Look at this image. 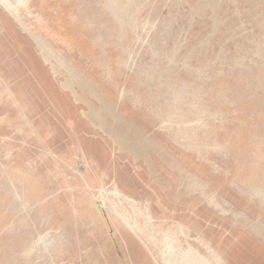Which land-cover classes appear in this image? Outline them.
<instances>
[{
    "label": "rangeland",
    "instance_id": "374dc122",
    "mask_svg": "<svg viewBox=\"0 0 264 264\" xmlns=\"http://www.w3.org/2000/svg\"><path fill=\"white\" fill-rule=\"evenodd\" d=\"M0 264H264V0H0Z\"/></svg>",
    "mask_w": 264,
    "mask_h": 264
}]
</instances>
